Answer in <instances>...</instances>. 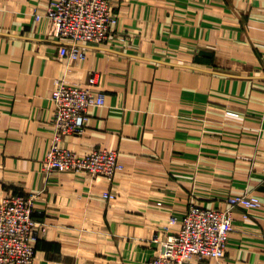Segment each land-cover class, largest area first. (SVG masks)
<instances>
[{"label": "crops", "instance_id": "crops-1", "mask_svg": "<svg viewBox=\"0 0 264 264\" xmlns=\"http://www.w3.org/2000/svg\"><path fill=\"white\" fill-rule=\"evenodd\" d=\"M48 2L0 0V197L34 196L32 264H143L192 201L225 208L247 192L263 204L248 218L233 208L225 256L194 260L264 264V0H110L114 32L80 43L77 61L35 18ZM92 72L104 104L60 144L115 150L123 169L111 181L45 173L54 80Z\"/></svg>", "mask_w": 264, "mask_h": 264}, {"label": "built area", "instance_id": "built-area-1", "mask_svg": "<svg viewBox=\"0 0 264 264\" xmlns=\"http://www.w3.org/2000/svg\"><path fill=\"white\" fill-rule=\"evenodd\" d=\"M41 16L49 20L48 35L61 42L59 56L71 61L86 57L80 43L107 40L117 23L110 0H49L43 13L35 12L36 19ZM96 85V72L90 73L84 84L55 78L51 92L53 138L41 162L45 173L82 172L111 181L123 169L115 150L95 148L77 153L60 144L63 136L81 134L89 109L104 104L105 93ZM103 196L115 198L111 191H104ZM262 204L257 194L248 192L229 195L225 208L192 201L181 218L170 217L171 223L179 224L176 231L163 236L159 232L153 234L151 241L158 249L143 264H196L195 258L222 259L234 227L233 208H244L242 216L248 218L249 211ZM34 205L32 194L0 197V264H32L37 239L44 230V224L33 215Z\"/></svg>", "mask_w": 264, "mask_h": 264}]
</instances>
